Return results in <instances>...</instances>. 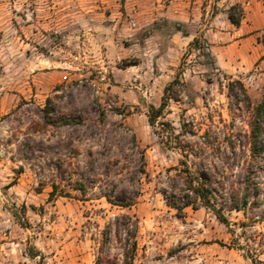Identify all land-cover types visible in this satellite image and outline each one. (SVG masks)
<instances>
[{"label": "rangeland", "instance_id": "1", "mask_svg": "<svg viewBox=\"0 0 264 264\" xmlns=\"http://www.w3.org/2000/svg\"><path fill=\"white\" fill-rule=\"evenodd\" d=\"M179 1L0 0V264H264L263 204L232 209L250 115L228 88L262 99L264 0H201L184 22ZM235 3L244 42L217 64ZM47 107L82 123L46 125ZM188 172L229 226L202 204H168Z\"/></svg>", "mask_w": 264, "mask_h": 264}, {"label": "trees", "instance_id": "2", "mask_svg": "<svg viewBox=\"0 0 264 264\" xmlns=\"http://www.w3.org/2000/svg\"><path fill=\"white\" fill-rule=\"evenodd\" d=\"M228 18L232 24L239 26L241 24L242 18L244 17V9L241 4L235 3L231 5L228 9ZM178 29H180L178 27ZM264 46V35L258 38ZM197 42V39L193 43ZM238 84V89L235 90L234 84ZM174 84V83H173ZM170 84L165 88V94L163 97V102L160 106H151L149 113L150 124L154 125L157 118L162 115L165 108V103L168 98V93L170 88L173 86ZM229 96L234 98L238 104H242L248 113H249V134H248V144L250 150V160L249 165L246 169V182L243 186V190H234L231 194L232 198V209L237 211H243L244 214H248L249 209H251L256 201L252 200V195L259 200L260 203L264 206V188L261 186L260 182L256 180L253 176L252 167L258 165L264 171V94L259 103L253 104L250 95L247 92L244 84L241 81L231 82L229 84ZM44 123L46 125L61 126L68 124L82 123L81 118L73 117L70 115H64L60 118H54L50 115L49 108L45 110ZM187 192L180 196L181 202L175 201L174 198L170 199L168 195L164 194L168 199V204L178 211H182L183 208L187 206H192L196 208L199 204H202L208 209H211L215 216L220 222L229 226L230 222L227 216L224 214L223 206L217 204L216 192L212 186H207L202 178L193 176L188 172L187 176ZM79 189L85 191V187L82 183H79ZM55 189L52 191L54 195ZM130 203L126 204V206ZM254 217V216H253ZM252 217V219H254ZM258 219H263L259 217ZM245 225V222L242 224ZM230 231H233L229 227ZM135 249V244L132 245V248L128 250L127 255L132 259V252ZM131 254V255H130ZM132 264V262H130Z\"/></svg>", "mask_w": 264, "mask_h": 264}, {"label": "crops", "instance_id": "3", "mask_svg": "<svg viewBox=\"0 0 264 264\" xmlns=\"http://www.w3.org/2000/svg\"><path fill=\"white\" fill-rule=\"evenodd\" d=\"M201 3H202L201 0H180L179 2H177V4L179 5V7L177 9L179 12L178 14H181V15L186 14V17H185L186 20H182V19L180 20V17H182V16L176 15L178 17L179 21L184 22V21H188L190 19L193 20L194 16L196 15L195 9H197ZM182 12H185V14ZM225 15L228 18L227 12L225 13ZM232 26H234L233 27L234 30L229 31L228 35H229V39L234 40L233 43L228 44V45L216 44V45H213V47H212L216 51L215 59H216L217 64L221 63V55L217 52V50L220 51L219 49H222L223 47L230 46L233 44H238V43H240V41L242 43L244 42L243 38H238L240 35H242L240 32L242 25L240 24L239 26H235L234 24H232ZM222 33L226 34L225 32H222ZM251 37H252V35L249 36L247 38V40H249ZM184 38L188 39L186 43H189L193 39V35L189 34V35L184 36Z\"/></svg>", "mask_w": 264, "mask_h": 264}]
</instances>
